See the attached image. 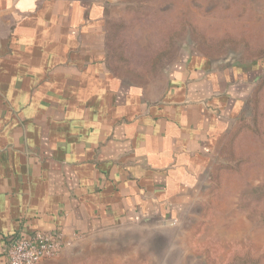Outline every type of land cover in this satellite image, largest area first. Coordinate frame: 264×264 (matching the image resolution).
I'll return each instance as SVG.
<instances>
[{"label": "crops", "instance_id": "1", "mask_svg": "<svg viewBox=\"0 0 264 264\" xmlns=\"http://www.w3.org/2000/svg\"><path fill=\"white\" fill-rule=\"evenodd\" d=\"M100 15L81 0H0V264L34 232L68 243L178 218L241 115L250 85L205 58L158 89L116 77Z\"/></svg>", "mask_w": 264, "mask_h": 264}, {"label": "rangeland", "instance_id": "2", "mask_svg": "<svg viewBox=\"0 0 264 264\" xmlns=\"http://www.w3.org/2000/svg\"><path fill=\"white\" fill-rule=\"evenodd\" d=\"M81 1L100 10L96 35L124 82L158 89L199 57L251 89L178 218L73 239L40 264H264V0Z\"/></svg>", "mask_w": 264, "mask_h": 264}, {"label": "built area", "instance_id": "3", "mask_svg": "<svg viewBox=\"0 0 264 264\" xmlns=\"http://www.w3.org/2000/svg\"><path fill=\"white\" fill-rule=\"evenodd\" d=\"M61 233L34 232L7 242L2 248L6 264H40L66 245Z\"/></svg>", "mask_w": 264, "mask_h": 264}]
</instances>
